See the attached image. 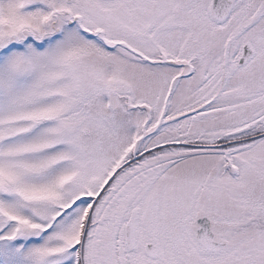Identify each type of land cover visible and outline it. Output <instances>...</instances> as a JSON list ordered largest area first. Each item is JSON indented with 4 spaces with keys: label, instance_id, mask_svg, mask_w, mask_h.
<instances>
[{
    "label": "snow or ice",
    "instance_id": "1",
    "mask_svg": "<svg viewBox=\"0 0 264 264\" xmlns=\"http://www.w3.org/2000/svg\"><path fill=\"white\" fill-rule=\"evenodd\" d=\"M0 264H264V0H0Z\"/></svg>",
    "mask_w": 264,
    "mask_h": 264
}]
</instances>
